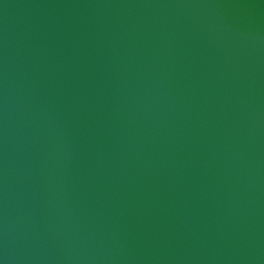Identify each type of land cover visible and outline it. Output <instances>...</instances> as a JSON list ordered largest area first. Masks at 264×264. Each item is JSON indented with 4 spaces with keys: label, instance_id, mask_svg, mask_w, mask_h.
I'll return each instance as SVG.
<instances>
[{
    "label": "water",
    "instance_id": "1",
    "mask_svg": "<svg viewBox=\"0 0 264 264\" xmlns=\"http://www.w3.org/2000/svg\"><path fill=\"white\" fill-rule=\"evenodd\" d=\"M0 264H264V0H0Z\"/></svg>",
    "mask_w": 264,
    "mask_h": 264
}]
</instances>
